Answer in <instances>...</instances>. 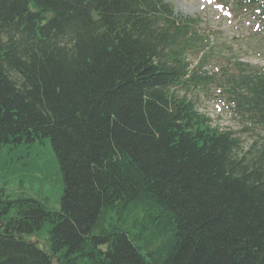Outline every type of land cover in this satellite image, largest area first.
<instances>
[{"label":"trees","instance_id":"16d2710c","mask_svg":"<svg viewBox=\"0 0 264 264\" xmlns=\"http://www.w3.org/2000/svg\"><path fill=\"white\" fill-rule=\"evenodd\" d=\"M200 24L166 0H0V264H264V137L179 95L215 83L264 132V73L210 74ZM44 139L57 208L23 187Z\"/></svg>","mask_w":264,"mask_h":264},{"label":"rangeland","instance_id":"374dc122","mask_svg":"<svg viewBox=\"0 0 264 264\" xmlns=\"http://www.w3.org/2000/svg\"><path fill=\"white\" fill-rule=\"evenodd\" d=\"M170 1L176 13L184 15H200L202 17V27L210 33L215 32V47L221 46L218 51L226 57L233 60L238 59L249 63L264 72V28L257 22L256 16L248 11L239 12L226 8L219 0H168ZM229 7H232L233 0H225ZM223 61L212 60L209 68L218 73ZM214 91L218 92L216 89ZM199 112L211 118V124L221 129H230L236 131L241 138L243 145L247 147L257 134L264 137V132L259 129H249L239 116L231 111L226 103L219 100V97L203 96L202 94L194 96ZM34 150L33 167L27 176H35V179H26L23 182L24 190H28L33 196H40L42 193H49L51 206L58 207L55 202L56 197L61 193V183L58 172L53 162V152L47 139L43 143H38ZM41 167V170L37 168ZM39 169V170H38ZM42 171L43 174L36 173ZM13 185V183H9ZM46 235L26 236L29 240L37 241L40 248H45Z\"/></svg>","mask_w":264,"mask_h":264}]
</instances>
